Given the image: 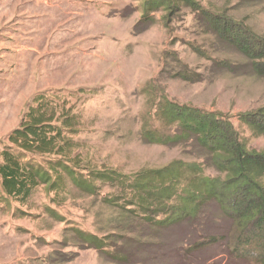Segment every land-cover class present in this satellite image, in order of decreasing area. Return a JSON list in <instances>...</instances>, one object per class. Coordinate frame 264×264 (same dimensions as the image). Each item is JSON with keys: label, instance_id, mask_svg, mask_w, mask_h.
Wrapping results in <instances>:
<instances>
[{"label": "rangeland", "instance_id": "rangeland-1", "mask_svg": "<svg viewBox=\"0 0 264 264\" xmlns=\"http://www.w3.org/2000/svg\"><path fill=\"white\" fill-rule=\"evenodd\" d=\"M146 1L0 0V153L38 93L65 100L78 114L73 154L88 170L127 178L173 162L197 170L202 161L195 151L142 139L144 131L168 133L157 111L165 101L223 116L247 149L264 152V136H254L240 119L264 112V76L204 30L190 9L145 19ZM193 1L264 39V0ZM199 173L219 175L204 166ZM122 188L101 185L87 196L69 185L55 196L40 186L25 205L0 204V264L125 263L114 257L113 244L95 249L77 232L121 245L135 257L132 264H244L224 241L195 248L205 232L230 235L232 225L216 206L204 208L196 227H158L164 216L152 223L130 200L132 190L122 195Z\"/></svg>", "mask_w": 264, "mask_h": 264}, {"label": "trees", "instance_id": "trees-1", "mask_svg": "<svg viewBox=\"0 0 264 264\" xmlns=\"http://www.w3.org/2000/svg\"><path fill=\"white\" fill-rule=\"evenodd\" d=\"M182 7L197 15L204 30L222 38L244 56L254 74L264 76V39L242 24L206 14L193 0H147L143 14L146 19L150 13ZM157 108L169 131L167 134L144 131L142 139L195 151L202 161L195 164L197 170L173 162L160 170H141L127 178L104 168L100 171L81 168L80 154H73L79 144L72 139L80 126L78 114L55 95L36 94L0 153V204L25 205L40 186L57 196L65 195L71 185L80 194L91 196L101 185L116 191L126 185L119 193L131 189L130 200L141 208L146 219L153 223L158 216H164L155 223L158 227L188 224L185 222L194 225L203 216L204 208L216 206L231 223V233L211 236L205 232L208 236L195 248L224 241L235 259L244 264H264V152L247 149L231 122L223 116L169 101ZM240 119L254 136H264V112L243 115ZM202 166L212 168L219 175L196 176ZM77 235L95 249L113 244L114 257L120 263L132 264L135 259L123 253L121 245L119 248L115 242L107 244L106 238L97 239L81 232ZM140 237L138 234L133 239L139 241Z\"/></svg>", "mask_w": 264, "mask_h": 264}]
</instances>
